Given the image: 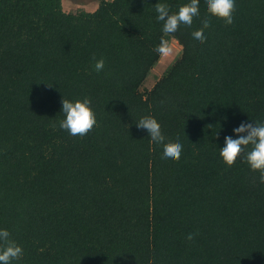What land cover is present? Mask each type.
<instances>
[{"label":"trees","instance_id":"obj_1","mask_svg":"<svg viewBox=\"0 0 264 264\" xmlns=\"http://www.w3.org/2000/svg\"><path fill=\"white\" fill-rule=\"evenodd\" d=\"M157 3L174 14L190 0L77 14L0 0V230L23 250L11 264H264L260 173L219 156L241 123H264V0H235L231 25L199 0L171 35ZM161 38L181 55L142 94ZM85 98L96 125L74 137L59 127L62 99ZM143 116L182 144L178 161L136 127Z\"/></svg>","mask_w":264,"mask_h":264},{"label":"clouds","instance_id":"obj_2","mask_svg":"<svg viewBox=\"0 0 264 264\" xmlns=\"http://www.w3.org/2000/svg\"><path fill=\"white\" fill-rule=\"evenodd\" d=\"M207 12L210 16L222 20L225 25L233 23V12L235 11V0H205ZM157 21L163 22L162 31L165 35H171L178 31L181 24L190 27L193 18L199 16V0H190L179 7L177 13L170 14L167 4L157 3L155 5ZM202 27L194 31L192 36L200 43H204L206 37L204 30L210 27V21L206 18L202 20ZM161 38L159 44L154 48V52L161 56H170L173 53V44ZM95 60V57H93ZM104 60H96L94 68L100 72L104 68ZM91 101L85 98L83 101L71 102L62 99L61 113L64 119L60 121L59 127L66 130L71 136L83 137L89 133L96 125L95 114L90 107ZM138 129L146 130L151 141L163 146L164 159L178 161L182 153V144L165 143V136L161 132L159 123L151 116H143L136 123ZM211 127V126H209ZM234 134L238 137L233 139L227 136L224 139V147L219 150V156L223 163L231 167L238 157L243 156L249 168L260 173L259 182L264 184V123H241L234 129ZM251 145L249 151L245 153V148ZM10 233L7 230H0V264H11L13 260H19L23 255V250L14 241L9 239ZM194 234H188L186 240L193 241Z\"/></svg>","mask_w":264,"mask_h":264},{"label":"rangeland","instance_id":"obj_3","mask_svg":"<svg viewBox=\"0 0 264 264\" xmlns=\"http://www.w3.org/2000/svg\"><path fill=\"white\" fill-rule=\"evenodd\" d=\"M101 1L110 2L112 0H61L62 11L65 13L77 14L80 11L94 12ZM174 39H170L172 42ZM176 41V40H175ZM177 42V41H176ZM182 47L178 43L173 44V53L170 56H161L155 66L150 70L147 78L139 88V92L144 94L152 89L155 83L162 77L163 73L180 55Z\"/></svg>","mask_w":264,"mask_h":264}]
</instances>
